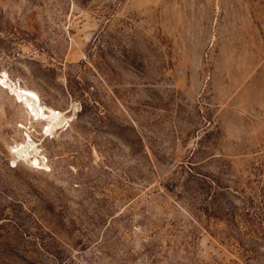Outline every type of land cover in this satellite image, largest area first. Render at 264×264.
<instances>
[{
    "label": "rangeland",
    "instance_id": "1",
    "mask_svg": "<svg viewBox=\"0 0 264 264\" xmlns=\"http://www.w3.org/2000/svg\"><path fill=\"white\" fill-rule=\"evenodd\" d=\"M3 71L0 264H264V0H0Z\"/></svg>",
    "mask_w": 264,
    "mask_h": 264
},
{
    "label": "bare ground",
    "instance_id": "2",
    "mask_svg": "<svg viewBox=\"0 0 264 264\" xmlns=\"http://www.w3.org/2000/svg\"><path fill=\"white\" fill-rule=\"evenodd\" d=\"M0 85L5 87V89H10L17 101L25 106V109L29 114V118L31 117L32 121L43 122L42 132L44 136L47 137L52 135L55 130L61 128L67 121V118L64 117L63 113L58 112L42 103L41 96L38 91L22 87L23 85L21 86L16 83H11L5 71L0 73ZM25 137L27 140V155L32 158H40V150L34 140L31 139L30 134L28 133ZM38 164L42 165L40 169L47 168L45 161Z\"/></svg>",
    "mask_w": 264,
    "mask_h": 264
}]
</instances>
